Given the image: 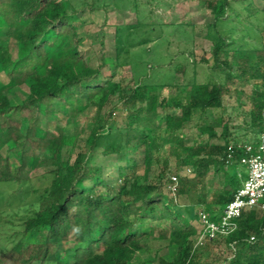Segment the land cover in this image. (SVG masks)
<instances>
[{"label":"trees","instance_id":"1","mask_svg":"<svg viewBox=\"0 0 264 264\" xmlns=\"http://www.w3.org/2000/svg\"><path fill=\"white\" fill-rule=\"evenodd\" d=\"M92 1L83 0L82 6L103 9ZM201 3L213 17L206 29L212 40L209 80L192 82L183 99L171 100L172 112L160 124L157 109L165 104L153 86L139 81L125 93L119 82L102 76L101 64L92 67L80 52L82 39L74 23L78 9L70 0H0V73L8 79L0 85V184L22 187L32 172L49 169L48 185L31 208L23 206L25 218L20 220L23 234H43L1 248L0 264H129L147 238L166 241L168 252H174L169 259L160 256L158 264H211L206 250L220 239L232 250L222 264H264V211L245 210L234 233L194 244L198 231L192 222L199 221V212L217 222L214 207L228 204L241 186L243 173L229 172L244 154L237 146L264 132V8L251 0ZM127 4L132 9L137 5ZM249 19L259 25H245ZM140 28H116V59L139 43L131 37ZM20 86L28 94L16 102L9 95ZM232 95L235 110H244L242 125L252 139L235 141L221 119V145L210 142L214 125L200 128L208 140L189 146L175 134L196 111L225 113L223 99ZM113 96L116 103L104 116ZM87 109L92 114L87 150L71 158L75 139L50 130L44 118L57 112L73 119ZM161 130L175 144L169 149L173 169L168 157L158 156ZM98 157L116 164L112 181L107 180L110 166L93 161ZM154 165L162 170L149 182ZM185 169L191 176L181 174ZM170 174L177 179L174 193L167 188ZM214 174L222 175L223 187L207 196Z\"/></svg>","mask_w":264,"mask_h":264},{"label":"rangeland","instance_id":"2","mask_svg":"<svg viewBox=\"0 0 264 264\" xmlns=\"http://www.w3.org/2000/svg\"><path fill=\"white\" fill-rule=\"evenodd\" d=\"M83 0H70L71 4L78 9L74 18L77 33L82 39L80 52L90 59L92 67L102 65L101 73L104 78H112L119 82L123 91L129 93L139 81L149 84L151 89L158 94L159 102L163 101L164 107L157 109V122L163 124L166 114L172 109L170 102L173 99H183L184 92L192 82L205 83L209 80V66L211 65L212 40L207 37L206 29L212 23L213 17L208 9L201 3L204 0H97L95 6L103 9H92L82 6ZM93 2L92 0H85ZM136 2V7L124 5L126 2ZM252 4L259 9L264 8V0H251ZM124 5V6H122ZM232 5L239 11L241 7L234 1ZM122 6V7H121ZM244 13V12H243ZM245 16V15H243ZM259 25L256 19L245 21V25ZM139 26L136 37L132 41L139 42L132 47H126L127 52L116 59L115 35L116 28L122 26ZM264 33V32H263ZM264 41V34L262 37ZM258 42V40H256ZM8 82L4 73H0V85ZM150 89V90H151ZM249 92V88H245ZM28 94L26 86L13 89L10 97L18 102ZM116 103V96L110 98L109 103L103 109L106 116L108 109ZM235 99L225 96L223 105L225 113L214 110L211 113L200 115L199 111L192 114V119L175 134L182 137L186 146L194 141L208 140L207 133H201V127L214 125L215 137L210 140L211 144H223L221 138L222 126L217 125L219 119L226 124L230 136L235 141H246L253 134L242 125L244 110H235ZM92 114L90 109L85 110L76 118H69L60 113H53L44 118V125L52 131L61 130L66 136L73 137L75 144L70 153L71 158L78 152H86L85 139L89 135ZM118 120L120 116L114 115ZM120 126V123L118 124ZM162 147L159 150V158H169V166L173 169L174 158L170 156L169 149L175 144L161 130ZM67 154H65V158ZM96 163H106L111 168L107 180L112 181L116 170V164L102 157L94 158ZM49 169H39L30 174V180L25 186H17L14 183L0 184V249L9 246V243L17 239L22 242H33L40 238L36 231L23 234L21 219L25 218L22 212L23 206L31 208L37 197L43 193V189L49 183ZM160 165H154L148 175V181L153 182L154 177L161 172ZM245 167L237 164L236 168L229 170L230 173H243L241 182L245 179ZM173 172V171H172ZM181 174L191 176L188 170ZM171 175V174H170ZM173 176V175H171ZM142 177L140 178V182ZM223 177L214 174L209 177L207 196L212 190L221 191ZM181 205L187 204L183 198H178ZM1 204H3L1 206ZM26 210V209H25ZM220 207H214L217 214ZM28 212L26 215H29ZM197 228L198 237L194 244H201L200 222H192ZM11 238V239H9ZM9 239V240H7ZM143 249L136 253L129 264H158V258L166 255L168 259L174 252H168L167 242L153 238L143 241ZM206 259L211 264H222L232 255V250L223 243V239L211 244L206 250Z\"/></svg>","mask_w":264,"mask_h":264},{"label":"built area","instance_id":"3","mask_svg":"<svg viewBox=\"0 0 264 264\" xmlns=\"http://www.w3.org/2000/svg\"><path fill=\"white\" fill-rule=\"evenodd\" d=\"M237 148L244 153L239 163L245 167L246 177L234 198L216 214L217 222L209 220L205 213L199 212V222L202 226L200 243L205 239L213 241L234 233L238 227L237 219L243 211H264V132L254 141L239 143ZM232 153V147H229L228 158H231ZM169 180L167 188L174 193L177 179L175 176H169Z\"/></svg>","mask_w":264,"mask_h":264},{"label":"crops","instance_id":"4","mask_svg":"<svg viewBox=\"0 0 264 264\" xmlns=\"http://www.w3.org/2000/svg\"><path fill=\"white\" fill-rule=\"evenodd\" d=\"M242 167V166H241ZM245 172V171H244Z\"/></svg>","mask_w":264,"mask_h":264}]
</instances>
